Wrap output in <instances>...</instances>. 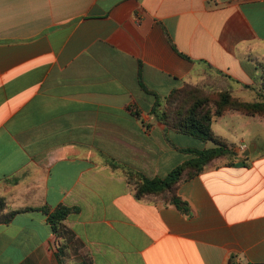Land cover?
Returning <instances> with one entry per match:
<instances>
[{"label": "crops", "instance_id": "0c3cea01", "mask_svg": "<svg viewBox=\"0 0 264 264\" xmlns=\"http://www.w3.org/2000/svg\"><path fill=\"white\" fill-rule=\"evenodd\" d=\"M260 63L264 0H0V264H58L60 241L67 264H264V116L211 121L234 155L179 183L185 212L106 161L161 177L211 145L165 129L139 82L165 94L219 71L251 99ZM57 204L73 207L59 238Z\"/></svg>", "mask_w": 264, "mask_h": 264}, {"label": "trees", "instance_id": "16d2710c", "mask_svg": "<svg viewBox=\"0 0 264 264\" xmlns=\"http://www.w3.org/2000/svg\"><path fill=\"white\" fill-rule=\"evenodd\" d=\"M139 83L145 91L153 94L150 111L165 129L189 134L201 141H210L212 144L184 148L191 155L174 165L161 177H148L112 160L106 161L112 168L120 169L131 184L136 198L162 199L173 203L185 212L186 202L177 193L179 183L199 172L213 158L222 156L230 158L234 155L232 147L213 132L210 126L211 121L228 109L249 115L264 116V79L255 88L251 99H244L233 94L232 79L219 71L215 74L207 72L202 79L195 82L184 80L181 85L170 88L165 94H158ZM3 205L4 202L0 199V209ZM72 209L71 206L57 204L47 212L46 218L57 238L62 236V219ZM14 211L11 209L5 213L0 212V221L8 220ZM68 256L66 244L62 241L58 242L55 250L58 264H67ZM79 264H91L89 255L83 254Z\"/></svg>", "mask_w": 264, "mask_h": 264}, {"label": "rangeland", "instance_id": "374dc122", "mask_svg": "<svg viewBox=\"0 0 264 264\" xmlns=\"http://www.w3.org/2000/svg\"><path fill=\"white\" fill-rule=\"evenodd\" d=\"M209 72H211V71H209ZM215 73L216 72H213V74H215ZM259 74H260L259 77L258 78L255 77L254 83H253L254 85H256V87L259 86L261 81L264 79V64L263 63H260V65H259ZM232 92H233V94L236 95V93H235L236 91L234 89L232 90ZM237 94L245 96V94H249V93H246V91H237ZM248 96H252V95L249 94ZM230 123H232V122L229 120V115L225 113L221 116H218L216 118V120L212 121V126H213L214 130L225 131L229 128ZM234 124H236V123H234ZM235 141L237 142V140H235ZM208 143L212 144L210 141H208Z\"/></svg>", "mask_w": 264, "mask_h": 264}, {"label": "built area", "instance_id": "2783aa9c", "mask_svg": "<svg viewBox=\"0 0 264 264\" xmlns=\"http://www.w3.org/2000/svg\"><path fill=\"white\" fill-rule=\"evenodd\" d=\"M244 147H245L244 144L239 145V149H242V148H244ZM225 264H253V263H250V262L244 261V262H237V263H235V262H226Z\"/></svg>", "mask_w": 264, "mask_h": 264}, {"label": "water", "instance_id": "95a60500", "mask_svg": "<svg viewBox=\"0 0 264 264\" xmlns=\"http://www.w3.org/2000/svg\"><path fill=\"white\" fill-rule=\"evenodd\" d=\"M248 152V149H245L244 151H243V154H246Z\"/></svg>", "mask_w": 264, "mask_h": 264}]
</instances>
